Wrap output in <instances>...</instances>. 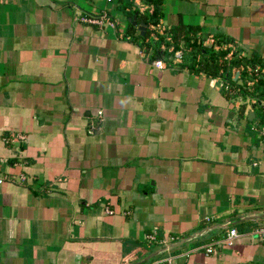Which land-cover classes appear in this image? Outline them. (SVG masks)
Segmentation results:
<instances>
[{
	"label": "crops",
	"instance_id": "0c3cea01",
	"mask_svg": "<svg viewBox=\"0 0 264 264\" xmlns=\"http://www.w3.org/2000/svg\"><path fill=\"white\" fill-rule=\"evenodd\" d=\"M129 3L0 0V264H136L180 241L142 264H264V218L238 220L264 213L261 108L194 72L182 42L157 69L138 30L194 27L264 61V0H160L157 22ZM102 12L113 28L78 20Z\"/></svg>",
	"mask_w": 264,
	"mask_h": 264
},
{
	"label": "trees",
	"instance_id": "16d2710c",
	"mask_svg": "<svg viewBox=\"0 0 264 264\" xmlns=\"http://www.w3.org/2000/svg\"><path fill=\"white\" fill-rule=\"evenodd\" d=\"M149 3L154 7L151 14V20H153V22H157L159 18L158 7L160 0H149ZM143 21H146V17L143 18ZM130 28H132L131 25ZM198 32V28L178 26L177 28L169 29L167 35L171 37L175 48L180 42L183 43V47L188 50L189 57L191 58L190 67L194 72H202L207 76L219 77L222 80L228 82L230 86L233 87L236 92L238 91V94L244 98L249 97L256 99L258 102L264 101V73L261 72L264 70V61L256 58L255 56H251L250 58L239 56L238 51L232 53L230 59L228 57L227 60L226 57L229 54V50L223 49V46L230 42L225 39L221 40L219 37H214L216 45L220 46L215 51L213 49L214 46L206 47L202 45V40L205 38V36H200ZM147 35L148 34L146 31L144 38ZM140 38L144 39L142 37ZM162 42H164V40L161 37L158 42L151 45L155 53V58L157 59H163L167 57L165 52H161L159 50V45ZM198 55L200 56V60L196 63V56ZM256 66L259 67L257 74H252V76H249L246 68H254ZM235 70L239 71L238 78L242 81L240 85L237 84L238 80H234V77H236L234 76ZM249 80L253 81V84L250 87H248L246 84V82ZM226 96L229 97L228 93H226ZM232 96L235 98V95ZM255 108H259L258 105L253 106V109ZM241 110H245V105L241 107ZM257 115L259 118V124L264 125V114L262 110Z\"/></svg>",
	"mask_w": 264,
	"mask_h": 264
},
{
	"label": "built area",
	"instance_id": "2783aa9c",
	"mask_svg": "<svg viewBox=\"0 0 264 264\" xmlns=\"http://www.w3.org/2000/svg\"><path fill=\"white\" fill-rule=\"evenodd\" d=\"M131 2V5L134 10L137 11L139 14H144L147 9H148V0H128ZM107 3H112L113 0H106ZM78 20L84 24L87 25H92V26H97L98 28H103L105 26L113 28L115 26V22L108 16L107 13L102 12L101 14L97 15H86V16H79ZM169 28L163 23V22H158L157 24H153L150 26V32L148 35L143 39V44L144 45H152L160 40L162 37L164 42H162L159 45V50L161 52L167 51L168 53L171 54V62L172 63H181L183 59V48L176 49L172 44H171V37L167 35ZM218 49V48H217ZM224 49L229 50V57L232 55V53L236 52V47L234 44H227ZM240 56V55H239ZM242 56V55H241ZM154 67L157 69H164L166 67V64L163 62L161 59H156L153 62ZM246 71L249 76H252V74L256 75L257 72L259 71V67H248L246 68ZM264 73V70L261 71ZM215 80L219 81V89L222 90L223 92L228 93L229 95H235V103L238 106H243L245 105V108H250L253 109V106L258 105L259 108H261L263 114H264V101L258 102L256 99L252 98H244L243 96L238 94V91L236 92L233 87L230 86V84L221 78L217 77L216 79H212V82H215ZM242 81H237V84L240 85ZM247 86L250 87L253 84V81L249 80L246 82ZM257 133L261 139L262 142H264V125H259L257 128ZM20 139H24L23 136L19 137ZM20 181L25 180V176L22 174L18 177ZM2 183V178H0V184ZM106 212L108 214L112 213L109 209H106ZM251 235L255 237L256 239L260 241H264V224L259 225L255 227L251 231ZM239 237V234H237L235 229H229L227 232L225 238L223 239L222 242H216L218 245L221 243H224L226 245H229L233 242V240L237 239ZM145 240L148 242H153V243H158V244H164V241H159L157 239V230L154 229L151 232L147 233L145 235ZM172 240V238H170ZM213 246V245H211ZM207 253H212L214 252V249L212 247H207L206 248ZM173 259H165L162 262L166 264H172Z\"/></svg>",
	"mask_w": 264,
	"mask_h": 264
},
{
	"label": "water",
	"instance_id": "95a60500",
	"mask_svg": "<svg viewBox=\"0 0 264 264\" xmlns=\"http://www.w3.org/2000/svg\"><path fill=\"white\" fill-rule=\"evenodd\" d=\"M132 25L135 26L136 25V17H133L132 18ZM138 30L140 31V36H144V33H145V30H146V25L144 23H140L139 24V27H138ZM234 80H236V77H234ZM254 116V114L252 112H249L248 114V119L251 120V117ZM260 218H264V213H261V214H255V215H250L248 217H239V221H242V220H256V219H260ZM235 224V222H232V221H229V222H226L225 224H217V225H213V226H210V227H207L205 229V232L207 231H210V230H213V229H216V228H219V229H225L227 228L228 226H233ZM203 233V232H202ZM202 233H200L199 235H202ZM185 241H180L178 243H174V244H169V245H165V247L163 249H161L159 252H156L150 256H147L146 258H144L143 260H141L140 262L136 263V264H142L144 263L145 261L149 260L151 257L153 256H156L157 254L161 253V252H164V251H167L175 246H179L181 244H183Z\"/></svg>",
	"mask_w": 264,
	"mask_h": 264
}]
</instances>
